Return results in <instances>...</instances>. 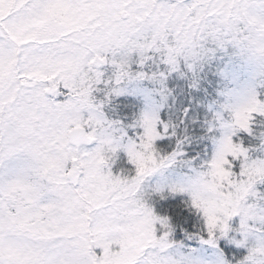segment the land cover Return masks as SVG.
Here are the masks:
<instances>
[{"label":"snow or ice","instance_id":"snow-or-ice-1","mask_svg":"<svg viewBox=\"0 0 264 264\" xmlns=\"http://www.w3.org/2000/svg\"><path fill=\"white\" fill-rule=\"evenodd\" d=\"M0 264H264V0H0Z\"/></svg>","mask_w":264,"mask_h":264}]
</instances>
